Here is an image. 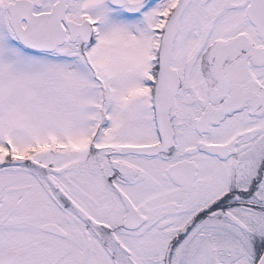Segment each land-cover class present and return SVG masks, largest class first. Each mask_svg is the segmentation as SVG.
Instances as JSON below:
<instances>
[{
    "label": "snow or ice",
    "instance_id": "snow-or-ice-1",
    "mask_svg": "<svg viewBox=\"0 0 264 264\" xmlns=\"http://www.w3.org/2000/svg\"><path fill=\"white\" fill-rule=\"evenodd\" d=\"M0 264H264V0H0Z\"/></svg>",
    "mask_w": 264,
    "mask_h": 264
}]
</instances>
